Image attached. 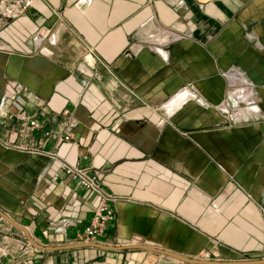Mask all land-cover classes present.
I'll use <instances>...</instances> for the list:
<instances>
[{
  "label": "crops",
  "instance_id": "obj_1",
  "mask_svg": "<svg viewBox=\"0 0 264 264\" xmlns=\"http://www.w3.org/2000/svg\"><path fill=\"white\" fill-rule=\"evenodd\" d=\"M64 164L114 198L103 238L74 237L99 198ZM0 245V264L264 260V0H37L0 21Z\"/></svg>",
  "mask_w": 264,
  "mask_h": 264
},
{
  "label": "built area",
  "instance_id": "obj_2",
  "mask_svg": "<svg viewBox=\"0 0 264 264\" xmlns=\"http://www.w3.org/2000/svg\"><path fill=\"white\" fill-rule=\"evenodd\" d=\"M37 0H0V21L10 22L20 18ZM48 34L40 35L41 39H45ZM23 88L17 86L14 92L5 97L1 106L14 105L22 99ZM68 114V110L65 111ZM17 119L22 123L16 126V130L25 133L26 130L41 129V124L38 122V114L35 113L32 116H28L24 113L17 114ZM74 125H70L68 128V134L62 137V141H72L73 136L71 133ZM46 137H50L51 133L46 132ZM65 176L76 182L88 192H93L98 195L99 202L95 208V211L90 217L89 224L82 230L77 232L74 237L78 242H88L103 238L108 230L109 224L116 222V209L114 206V198L105 192L100 183L97 180V176L90 173L88 169H81L75 166L64 164L60 172L55 174L56 179ZM10 254L6 246L0 245V262L9 259ZM211 257V253L207 252L203 258L208 260Z\"/></svg>",
  "mask_w": 264,
  "mask_h": 264
},
{
  "label": "water",
  "instance_id": "obj_3",
  "mask_svg": "<svg viewBox=\"0 0 264 264\" xmlns=\"http://www.w3.org/2000/svg\"><path fill=\"white\" fill-rule=\"evenodd\" d=\"M85 245H88V244L86 243ZM140 247L139 246H135V245H129V246H126L125 248H140ZM143 248L149 249L147 247H143ZM151 250H153V249H151ZM157 251H159L160 253H162L163 255H166V256H171L173 258H178L180 260L183 259V260H185L188 263H192V264H200L201 263L199 261H194V260H191V259H188V258H185V257H181V256H179V255H177L175 253L170 252V251H162V250H157ZM203 264H264V260L263 259L262 260L256 259V260H253V261H239V262H233V263H227V262H225V263H218V262L207 263V262H205Z\"/></svg>",
  "mask_w": 264,
  "mask_h": 264
},
{
  "label": "bare ground",
  "instance_id": "obj_4",
  "mask_svg": "<svg viewBox=\"0 0 264 264\" xmlns=\"http://www.w3.org/2000/svg\"><path fill=\"white\" fill-rule=\"evenodd\" d=\"M185 95V94H184Z\"/></svg>",
  "mask_w": 264,
  "mask_h": 264
}]
</instances>
